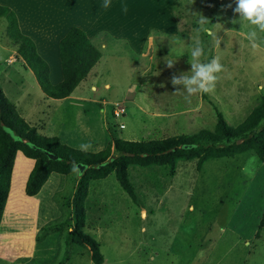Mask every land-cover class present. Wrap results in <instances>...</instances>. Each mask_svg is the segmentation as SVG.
Instances as JSON below:
<instances>
[{
  "label": "rangeland",
  "instance_id": "rangeland-1",
  "mask_svg": "<svg viewBox=\"0 0 264 264\" xmlns=\"http://www.w3.org/2000/svg\"><path fill=\"white\" fill-rule=\"evenodd\" d=\"M122 5H127V13ZM144 5L146 16L156 11L148 18L157 25L150 33L151 58L136 55L126 42L104 34L105 49L93 42L103 60L73 93L85 101L46 98L20 60L6 62L4 68L19 82L8 85L6 92L24 89L14 97L19 115L31 121L29 111L35 104L39 102L46 114L50 108L47 125L40 124L38 133L85 153L100 152L113 139L146 142L213 130L210 102L232 128L243 122L264 96V32L257 30L259 47L253 49L244 35L249 26L232 23L239 19L232 0H120V17L110 19L132 20ZM199 16L210 21L222 41L217 49L212 37L199 33L205 48L201 59L207 62L220 55L224 71L217 74L212 93L189 97L175 94L170 80L190 71L187 61ZM5 26L0 19V42L7 46ZM123 31L121 25L117 34ZM167 60L175 61L173 68H167ZM91 83L96 90H90ZM111 104H123L125 115L114 118ZM82 144L91 148L81 150ZM33 164L21 152L16 154L0 224V264H93L88 248L66 244L76 170L67 176L51 174L38 195L28 197L24 189ZM129 175L138 202L119 187L113 174L89 186L83 232L98 242L103 264H264V229L255 237L264 211V167L254 156L209 161L201 171L195 161L180 163L171 179L159 170L129 168ZM41 227L49 230L48 236L37 243Z\"/></svg>",
  "mask_w": 264,
  "mask_h": 264
},
{
  "label": "trees",
  "instance_id": "trees-1",
  "mask_svg": "<svg viewBox=\"0 0 264 264\" xmlns=\"http://www.w3.org/2000/svg\"><path fill=\"white\" fill-rule=\"evenodd\" d=\"M0 19L6 24L4 32L7 46L16 52L24 66L33 73L46 98L62 100L71 96L101 58L100 51L83 30L78 27L69 28L58 45L62 80L52 84L48 64L38 55L34 42L21 33L15 13L0 5ZM210 104L216 120L213 130H200L194 135H176L146 142L113 139L104 150L85 153L63 145L56 137L40 135L34 126H30L18 114L0 87V224L10 192L17 152L34 162L24 189L28 197H36L51 174L67 176L76 170V186L71 199V224L66 244L88 248L92 263L103 264L98 242L83 232L90 184L113 174L119 187L133 202H138L129 168L159 170L164 177L171 179L180 163L195 161L196 170L201 171L209 161L232 159L240 155L254 156L257 163L264 167V96L236 128L228 124L215 103ZM111 106L110 114L115 118V105ZM49 155L55 159L49 158ZM78 165L84 166L83 172L78 170ZM263 229L264 211L256 238ZM48 231L46 227H41L36 242L41 243L48 236Z\"/></svg>",
  "mask_w": 264,
  "mask_h": 264
},
{
  "label": "crops",
  "instance_id": "crops-1",
  "mask_svg": "<svg viewBox=\"0 0 264 264\" xmlns=\"http://www.w3.org/2000/svg\"><path fill=\"white\" fill-rule=\"evenodd\" d=\"M119 1L120 0H111V6L108 9L102 7L104 0H5L4 2H0V5L8 7L15 13L21 33L28 36L34 42L38 55L49 66L50 80L52 84H57L62 80L58 45L59 41L65 36L71 27H78L83 30L92 43H100L101 49H105L103 35L106 34L115 41L121 39V41L126 42L136 55H139L142 58H151V52L154 45L150 33L152 32V29L157 27V25L154 21H151L148 18L153 17L156 14V11H154L153 16H146L144 14L146 5H144L139 12L135 13L132 20L123 22H120L119 18L111 20L115 19L116 17L114 16L116 15L120 17L122 10L121 7L117 6ZM121 25L124 31L122 34H117V30ZM159 26L162 27L161 25ZM0 48L3 50L0 52V87L6 98L15 106L14 97L22 95L23 92L21 91L24 89L21 88L14 90V93L11 94L6 92L8 85L11 83L19 85V82H17L18 80L13 79L11 71L5 69L4 64L6 62H16L20 59L16 52L12 48L6 46V44L4 45L0 42ZM158 51L160 53H165L164 49L161 47L158 48ZM102 55L103 54L101 53V57ZM101 59L103 60V58H100V60ZM20 61L22 62V60ZM131 65L133 66V64ZM96 66L97 65H95L91 71H93ZM53 68L54 73L52 72ZM27 70L31 72L28 68L26 71ZM17 74V71H14L13 75L15 76ZM52 75L54 76L53 79ZM33 78L36 81L34 75ZM85 79L82 82H84ZM82 82L78 87L82 86ZM37 87L39 88V86ZM104 88L109 89V85L105 84ZM90 90H96L95 84H90ZM73 93L68 97L69 99L73 98V100L76 101L86 100L79 95L78 97H73ZM171 100L173 99H170L169 101ZM164 103L165 102H161L163 107L165 106ZM15 109L19 112L16 106ZM101 109L104 108L101 107ZM49 110L50 108H48V111ZM29 113L31 114L32 120H26L24 119L25 117H23V119L30 126H34L38 130L40 129V124L46 123L47 125V114L39 106V102L34 105V108H32ZM26 159L27 158H25V160Z\"/></svg>",
  "mask_w": 264,
  "mask_h": 264
},
{
  "label": "clouds",
  "instance_id": "clouds-1",
  "mask_svg": "<svg viewBox=\"0 0 264 264\" xmlns=\"http://www.w3.org/2000/svg\"><path fill=\"white\" fill-rule=\"evenodd\" d=\"M232 2L236 4L233 13L239 15V19L233 20L232 23H246L249 26V31L244 34L245 38L251 43L253 49H257L259 47L256 43L257 30L264 32V0H232ZM110 6L111 0H104L102 7L108 9ZM226 7L231 8L232 3L230 2ZM122 10L127 13V5H122ZM199 25L198 34L194 37V43L190 45V59L187 61L190 65V71L181 73L179 77L174 75L170 80L173 88L177 89L175 94L187 93L190 97L195 94L212 93L219 79L217 74L224 71L223 65L220 63V55L214 56L207 62L201 59L205 55V48L199 33L202 32L212 37L217 49L220 48L222 41L218 38L217 33L213 31V27L209 26L212 25L210 21L203 16H199ZM214 25L219 27L221 24L217 23ZM165 64L167 68L171 69L174 67L175 61L167 60ZM181 85L183 86L182 90L177 87ZM161 87H164V85H161ZM80 147L81 150H88L91 145L82 144Z\"/></svg>",
  "mask_w": 264,
  "mask_h": 264
},
{
  "label": "built area",
  "instance_id": "built-area-1",
  "mask_svg": "<svg viewBox=\"0 0 264 264\" xmlns=\"http://www.w3.org/2000/svg\"><path fill=\"white\" fill-rule=\"evenodd\" d=\"M115 107H116L114 109V115H115V117L118 118V117L123 116L124 113H125V109H124L123 104H116ZM120 128H123V125H121Z\"/></svg>",
  "mask_w": 264,
  "mask_h": 264
},
{
  "label": "water",
  "instance_id": "water-1",
  "mask_svg": "<svg viewBox=\"0 0 264 264\" xmlns=\"http://www.w3.org/2000/svg\"><path fill=\"white\" fill-rule=\"evenodd\" d=\"M49 158H51V159H55V157H53L52 155H49ZM77 168H78V170H79L80 172H82V171L85 169L84 166H81V165H78Z\"/></svg>",
  "mask_w": 264,
  "mask_h": 264
},
{
  "label": "bare ground",
  "instance_id": "bare-ground-1",
  "mask_svg": "<svg viewBox=\"0 0 264 264\" xmlns=\"http://www.w3.org/2000/svg\"><path fill=\"white\" fill-rule=\"evenodd\" d=\"M20 28V27H19Z\"/></svg>",
  "mask_w": 264,
  "mask_h": 264
}]
</instances>
